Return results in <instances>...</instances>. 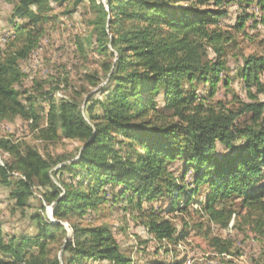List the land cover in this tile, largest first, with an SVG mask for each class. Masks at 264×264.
<instances>
[{"label": "trees", "instance_id": "trees-1", "mask_svg": "<svg viewBox=\"0 0 264 264\" xmlns=\"http://www.w3.org/2000/svg\"><path fill=\"white\" fill-rule=\"evenodd\" d=\"M68 1L18 0L15 5L11 25L17 27L18 21L26 20L29 26L20 28L16 41L0 58V123L20 117L35 127L39 124L36 97L17 89L24 76L20 62L38 45L53 4ZM185 1L189 4L182 5ZM224 3L107 0L106 6H96L101 16L97 26L100 52L108 53L112 47L118 54L109 84L101 89L103 99L87 106V121L77 103L66 99L53 103L55 91L41 95L43 102H52L48 126L42 131L45 140L80 139L83 149L77 161L51 175L58 163L33 147L19 151L10 140L0 138V151L14 157L12 163L0 165V184L10 189L16 206L26 208L35 188L42 189L44 201L53 205L55 219L75 218L81 223L88 209L107 202L108 187L118 190L116 197L136 200L138 206L166 199L170 211L187 208L205 189V201L200 204L211 221L228 227L236 214L228 206L238 201L258 217L262 232L264 101L218 110L205 107L196 89V84L201 85L212 98L220 75L228 71L226 57L234 37L220 25L229 15L222 8ZM258 5L264 11V0ZM247 18L238 19L237 28H243ZM209 52L215 57L210 59ZM262 74L264 56L249 57L239 71L251 98L255 99L253 87L256 94L264 93ZM224 84L228 86L229 80ZM160 95L175 111L174 117H179L177 122L154 123ZM178 160L182 161L179 176L172 168ZM188 174L191 185L186 182ZM32 220L38 228L35 236H12L4 242L0 233V264H131L110 226L80 223H70L75 235L66 242L62 261L52 259L49 245L65 232L64 226L46 222L39 214ZM147 228L157 241L175 244L179 240L169 220L153 218ZM210 243L220 254L232 249L230 242L218 237Z\"/></svg>", "mask_w": 264, "mask_h": 264}, {"label": "rangeland", "instance_id": "rangeland-1", "mask_svg": "<svg viewBox=\"0 0 264 264\" xmlns=\"http://www.w3.org/2000/svg\"><path fill=\"white\" fill-rule=\"evenodd\" d=\"M70 0L64 4H53L49 20L42 26V35L38 45L32 50L26 60L20 62L24 74L17 89L24 95H32L37 99V110L41 120L37 127L32 121L20 117L5 120L0 123V138L10 140L19 151L33 147L44 157L56 164L57 171L64 164L77 161L83 149L80 139L60 137L56 140H45L42 131L48 126L47 114L51 101L43 102L41 95L49 91L53 94V103L66 99L81 106L86 116V108L92 103L101 101V89L108 86L113 71V65L118 59L117 52L110 47L108 53L100 52L97 43L100 12L98 5L106 6L107 0ZM213 2V0H211ZM259 0H225L222 8L229 13L221 20V27L230 31L234 43L226 57L228 71L220 75L221 82L216 94L207 97L206 89L196 84L198 95L205 107L216 109H240L242 104H252L264 101V93L256 94L251 88V98L244 82L239 77V71L245 61L252 56H264V11L258 5ZM77 2V3H76ZM18 0H0V58L8 47L16 41V37L26 20L11 25L13 9ZM185 1L182 5H188ZM248 16L243 28H237V21ZM32 28V26H30ZM5 40V41H2ZM209 52V58H214ZM112 65V66H111ZM229 85L225 86V80ZM264 84V74L261 75ZM207 97V98H205ZM159 99V117H153L156 125H167L177 122L175 111L166 106L161 95ZM198 101L197 103H199ZM189 115L190 111H185ZM249 117V116H248ZM248 117L244 118L247 119ZM218 152H223L218 147ZM14 157L0 151V165L12 163ZM182 161L178 160L172 167L177 176L182 173ZM18 176L17 173H12ZM187 184L191 185V175L186 176ZM117 189L108 187L105 194L107 202L96 209H88V214L80 223L78 219L58 221L53 217V205L46 203L42 197V189L35 188L34 196L26 208L20 209L10 196V189L0 184V233L4 242L12 236H35L37 225L32 220L34 215H41L46 222L60 223L65 232L51 242V258L62 261V251L66 242L74 239V231L70 226L108 225L123 252L131 259V264H264V226L258 231V217L241 208L239 202L228 206L235 211L228 227L213 222L202 210L206 197L205 189L195 196L187 208L182 206L170 211V202L158 199L143 202L138 206L126 198L116 197ZM45 207V210L42 209ZM153 218L169 220L176 226L179 240L174 244L168 241H157L148 231L147 224ZM185 237H184V236ZM218 237L232 244L229 253L220 254L211 246L210 239ZM90 264H95L91 263ZM106 264V263H96Z\"/></svg>", "mask_w": 264, "mask_h": 264}, {"label": "built area", "instance_id": "built-area-1", "mask_svg": "<svg viewBox=\"0 0 264 264\" xmlns=\"http://www.w3.org/2000/svg\"><path fill=\"white\" fill-rule=\"evenodd\" d=\"M2 41H5V40L2 39Z\"/></svg>", "mask_w": 264, "mask_h": 264}]
</instances>
